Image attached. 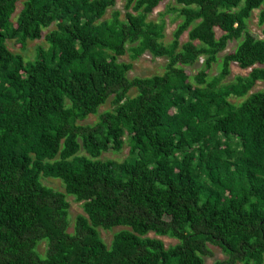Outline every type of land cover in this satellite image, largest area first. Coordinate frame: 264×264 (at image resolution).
Masks as SVG:
<instances>
[{"label": "trees", "instance_id": "16d2710c", "mask_svg": "<svg viewBox=\"0 0 264 264\" xmlns=\"http://www.w3.org/2000/svg\"><path fill=\"white\" fill-rule=\"evenodd\" d=\"M163 1L126 0L106 19L117 0H24L16 18L19 0H0V264H206L211 245L226 255L213 264H264V89L251 93L264 28L248 27L256 10L264 27V0H175L168 44L148 19ZM41 39L33 60L7 45ZM147 53L164 73L129 79L119 58ZM232 64L249 74L226 82ZM126 143L123 162L100 159ZM68 197L83 203L73 225ZM117 227L107 245L99 229Z\"/></svg>", "mask_w": 264, "mask_h": 264}, {"label": "rangeland", "instance_id": "374dc122", "mask_svg": "<svg viewBox=\"0 0 264 264\" xmlns=\"http://www.w3.org/2000/svg\"><path fill=\"white\" fill-rule=\"evenodd\" d=\"M23 1L24 0H19V3L17 5V12H16L14 18H16V16L20 12ZM125 3H126V0H117L116 6L114 8L109 9L105 18L110 19L111 14L114 10H119L122 13V18H123L124 14H125V9H124ZM174 6H176L175 0H164L163 3L148 18L150 21L160 22L161 20H163L165 22V35H166V37L164 39V42L166 44H168L172 41V34L175 31V29L177 28L178 24L181 22V20H175L174 19L175 15H172L169 13L165 14L169 8L174 7ZM258 14H259L258 10L253 12L252 18L248 21V27H249V31L255 37L263 38L262 29L264 27H260L258 25ZM52 29L53 28H50V29L44 31L43 35L45 36ZM216 32H217L218 37H220L222 35V33L218 29L216 30ZM187 40H188V35L186 33L182 37L181 42L184 43ZM7 45L11 51L18 53V54H22L27 60L28 59L33 60L35 58L36 48L38 45H41L45 48L48 46L46 44V42L44 41V39H41L40 41L29 42L27 45V48L24 52H22L19 49V47L16 46L15 41H8ZM236 46H237V41L230 42V44L228 45V48L223 53H221L219 56L223 57L225 54L231 53L232 51H234ZM119 62H124V63L132 62L133 63L134 68L131 72L128 73V78L133 79L136 77H142L143 78V77H152L155 75H162L165 71L167 59L166 58H153L151 55H149L147 53L136 61H131L129 55H126V56L120 57ZM202 66H203V58L200 59V61L197 62L194 66L186 67V71H187L188 75H190L191 78H193V76H195L197 73H199ZM219 71H220L219 65L215 64L213 66V68L211 69V71L209 72L210 77H214V76L218 75ZM249 72H250V69L249 70H243V69L239 68L237 64H232L231 65V75L228 77L226 82L233 81L235 79V77H237V76H247L249 74ZM263 89H264V83L259 82L251 93L256 92V91H260ZM135 95H136V91L133 90L131 92V96L133 97ZM231 101L235 104H239L243 101V99L232 98ZM111 109H112V105L109 101L106 105H104L103 107L100 108L99 113L101 114V113L108 111V110H111ZM97 121H98V116H90L87 120H85L81 124L93 125ZM128 157H129V146L126 143L124 148L121 151H119V152L109 151L107 153H104L102 155V157H100V159L101 160H114L117 162H123ZM41 182L44 186L52 188L56 191H60V192L65 191L62 182L58 179L42 178ZM68 201L70 203V217H71V221H72V225H73V223H74V221L78 215H84L83 203L75 201L74 197H68ZM125 229L126 228H123V227H117L111 231H104L102 229H99V232H100V236L104 240V242L107 245H110L113 241L114 235L116 233L120 232L121 230H125ZM70 231H72V228L70 229ZM149 237L160 239L161 241L164 242L166 247L175 246L178 243V241H176L174 239H171L168 237H158V236H155L154 234H150ZM209 247L214 254L212 257H207L205 259L206 264H213L215 261L226 259V255L223 253V251L220 248L212 246V245ZM46 250H47V245L45 242H43L39 246V252L42 255H44Z\"/></svg>", "mask_w": 264, "mask_h": 264}]
</instances>
